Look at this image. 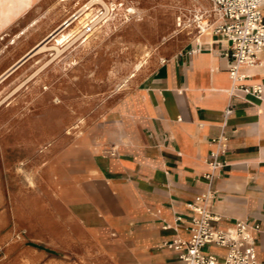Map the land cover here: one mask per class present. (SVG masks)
<instances>
[{"label": "rangeland", "instance_id": "1", "mask_svg": "<svg viewBox=\"0 0 264 264\" xmlns=\"http://www.w3.org/2000/svg\"><path fill=\"white\" fill-rule=\"evenodd\" d=\"M90 1L42 0L0 33V264L126 263L76 216L92 197L80 173L94 130L199 36V21H218L211 0H101L46 42Z\"/></svg>", "mask_w": 264, "mask_h": 264}, {"label": "crops", "instance_id": "2", "mask_svg": "<svg viewBox=\"0 0 264 264\" xmlns=\"http://www.w3.org/2000/svg\"><path fill=\"white\" fill-rule=\"evenodd\" d=\"M11 2L17 14L0 33L34 18L42 0H29L22 10L19 0ZM215 24L162 62L110 110L108 124L94 130L91 164L80 173L90 180L92 197L77 201L76 216L123 253L125 264H184L166 243L190 238L189 205L207 189L211 140L222 131L225 166L212 183L216 225L258 224L252 233L257 259L264 262V94L231 92L229 47L213 32ZM242 73L244 85L264 89V53ZM204 252L221 260L226 255L215 246Z\"/></svg>", "mask_w": 264, "mask_h": 264}, {"label": "built area", "instance_id": "3", "mask_svg": "<svg viewBox=\"0 0 264 264\" xmlns=\"http://www.w3.org/2000/svg\"><path fill=\"white\" fill-rule=\"evenodd\" d=\"M211 1L214 13L220 19V22L214 23L213 32L222 36L229 47L231 92L240 90L262 96V87L249 88L242 83L245 78L242 68L258 65L264 53V0ZM202 32L204 29L200 26L198 33ZM229 112L230 108L226 114ZM211 141L215 148L208 156L210 172L204 175L207 189L189 205L193 214L187 227L190 238L174 239L166 243V247L177 251L184 264H264L257 259L256 240L252 233L260 229L258 224L237 221L230 228L216 225L220 218L212 210V200L216 196L212 183L215 172L225 166L222 156L227 151V136L222 131ZM182 220L181 216L176 217L177 223H182ZM207 246L225 249V257L221 260L206 254L204 249Z\"/></svg>", "mask_w": 264, "mask_h": 264}, {"label": "bare ground", "instance_id": "4", "mask_svg": "<svg viewBox=\"0 0 264 264\" xmlns=\"http://www.w3.org/2000/svg\"><path fill=\"white\" fill-rule=\"evenodd\" d=\"M97 1H101V0H91L88 4H86L83 8H81L75 15H73L72 17H70L69 19H67L56 30H54L53 32L56 33L55 34V33L52 32L53 34H55L52 37V40H54V43L55 44L56 43H60L63 39H65L69 35L67 32H65V29L68 28L75 19L79 18L81 12H83L85 9H89ZM7 5H8L7 0H0V23H4V22H7V21H10L12 14H17V12L8 13L7 12V10H8ZM199 23H200V26L203 27L204 32H206L207 30H209L208 28H205V26H207V25L209 27L212 26V24H209V23H207L205 21H199ZM46 41H47V39H46ZM44 47H45V44L38 46L37 49H42ZM137 67H139V65H137Z\"/></svg>", "mask_w": 264, "mask_h": 264}, {"label": "water", "instance_id": "5", "mask_svg": "<svg viewBox=\"0 0 264 264\" xmlns=\"http://www.w3.org/2000/svg\"><path fill=\"white\" fill-rule=\"evenodd\" d=\"M53 33H55V32H53ZM53 33H51L46 39H47V41H49V40H51L52 39V37L56 34H53ZM46 41V42H47ZM35 49V48H34ZM33 50H31L27 55H26V57L20 62V64H22L26 59H28L31 55H33ZM19 64V65H20Z\"/></svg>", "mask_w": 264, "mask_h": 264}]
</instances>
